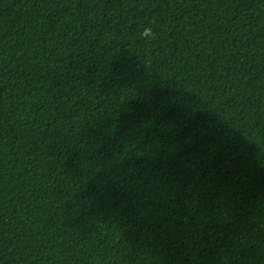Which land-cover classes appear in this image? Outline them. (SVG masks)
I'll use <instances>...</instances> for the list:
<instances>
[{
  "label": "trees",
  "instance_id": "trees-1",
  "mask_svg": "<svg viewBox=\"0 0 264 264\" xmlns=\"http://www.w3.org/2000/svg\"><path fill=\"white\" fill-rule=\"evenodd\" d=\"M0 264H264V0H0Z\"/></svg>",
  "mask_w": 264,
  "mask_h": 264
}]
</instances>
